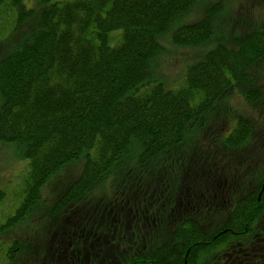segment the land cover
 Instances as JSON below:
<instances>
[{
	"label": "trees",
	"instance_id": "16d2710c",
	"mask_svg": "<svg viewBox=\"0 0 264 264\" xmlns=\"http://www.w3.org/2000/svg\"><path fill=\"white\" fill-rule=\"evenodd\" d=\"M200 1L0 0L12 22L0 43V144L27 160L5 235L43 222L46 264H235L223 253L264 229L263 165L237 195L232 177L193 192L188 180L199 174L183 173L196 165L188 156L197 132L237 86L251 105L262 97L261 0L241 3L236 24L220 32L211 18L224 0L195 19ZM164 41L199 46L182 77L163 78L173 88L157 79ZM251 134L239 115L216 148L232 153ZM68 172L75 178L54 188ZM45 185L56 195L45 199ZM164 185H185L180 212L162 213L155 188ZM27 231L11 247L35 241Z\"/></svg>",
	"mask_w": 264,
	"mask_h": 264
},
{
	"label": "rangeland",
	"instance_id": "374dc122",
	"mask_svg": "<svg viewBox=\"0 0 264 264\" xmlns=\"http://www.w3.org/2000/svg\"><path fill=\"white\" fill-rule=\"evenodd\" d=\"M2 1L3 3L6 2V0ZM30 1L34 2L35 0ZM217 1L218 0H201L199 8L197 6L195 8L197 13L193 12L195 19L203 17L205 10L214 5ZM246 1L247 0L221 1L220 12L211 18V26H213V29L220 32L224 31L228 24H236L238 20L236 9L241 3H245ZM252 1L256 3V0ZM261 5L264 8V0H261ZM255 9L257 8H252V10ZM4 17H6L5 13L1 14L0 12V43L7 34H10V26H12L11 20L6 18L3 19ZM250 17L251 15L246 16L247 19ZM2 21L3 28L1 27ZM210 43L213 44L212 47L215 45L214 42ZM164 44L169 53L162 57L160 71L163 76H161L162 79L158 77L157 79L165 86L173 88L178 85L167 84L163 78H168L171 80L170 82L175 83L179 77H182L188 62L197 55L199 46H197L196 49H188L187 46L175 48L168 41H164ZM203 47H208V44ZM209 49L210 48L205 51ZM201 50L203 51L202 48ZM262 63H264V61ZM261 68L262 69H259L260 76L258 81V85L262 90V97L259 101L260 104L251 105L248 103L245 93L243 91L240 92L237 86L236 92L229 95V100L224 99V102L220 103L216 111L210 114L207 120V131L201 130L197 132L198 138L194 143L195 148L194 146L189 147L191 152L188 156L190 160L193 161V164L196 165H194L192 170H183V173L185 171H191L192 173L195 172L199 174L197 178H193L192 174V179L188 180L192 182V187H194L193 192H195L197 184L200 186L207 185L208 183L215 184L220 177L221 180H225L226 177H232L235 185L234 193L237 195L251 188L252 176H254L256 180L260 177L261 174H259V171L255 170V168L259 165L264 166V66L262 65ZM243 114L251 121V139L237 151L223 153L220 147V150L216 148L219 142L217 139L219 137L218 135H221V137L227 136L232 126H234L235 122L238 120L239 115L241 116ZM189 149L185 151V154H187ZM26 170L27 160L23 157V153L17 148V145L0 144V190L4 191L5 194V198L0 199V264H46L47 262V257L44 256L46 252L43 250L45 249L44 245H46L49 240L42 241L46 233L45 229L42 230L43 222L36 221L32 225L21 224L22 227L17 226L10 236L5 235V233L11 229V227L7 226L8 219L15 214V209L19 205L23 176ZM247 171L248 173L250 172L249 178L247 181H244V174H246ZM66 176L69 178H63V176L58 178L53 177L52 185L54 188L58 190L65 189L67 184L75 178V176H72L71 172H68ZM220 185L222 186L223 182ZM184 186L185 185H183V187L181 185L172 186L169 193L166 192L167 186L164 185L161 188L156 186V192L160 193L157 195V199H160L163 214L166 215L169 209L175 213L181 211L178 207H182V203L187 200L184 198L183 194H185V196L188 194L186 191L183 192ZM54 188H50V186L47 188L45 185L42 189L43 197L47 199L52 195H56V193H52ZM112 193L107 191L106 196H110ZM118 193L120 192L118 191ZM141 193L142 191L140 188L137 189V194ZM142 196L147 195H141L139 197ZM98 203L99 205L104 204L102 200L98 201ZM218 218L219 217H216V219ZM25 231H27V235H32L35 241L30 245L22 244L23 241H18L14 247H11V242L15 240L17 236L21 238ZM8 252L12 262L8 260ZM48 255L51 257V253H48Z\"/></svg>",
	"mask_w": 264,
	"mask_h": 264
},
{
	"label": "flooded vegetation",
	"instance_id": "af4514ba",
	"mask_svg": "<svg viewBox=\"0 0 264 264\" xmlns=\"http://www.w3.org/2000/svg\"><path fill=\"white\" fill-rule=\"evenodd\" d=\"M245 243H247L245 245ZM234 256L235 264H264V229L223 253V258ZM213 264V263H212Z\"/></svg>",
	"mask_w": 264,
	"mask_h": 264
}]
</instances>
